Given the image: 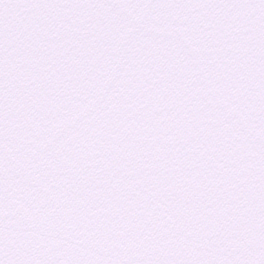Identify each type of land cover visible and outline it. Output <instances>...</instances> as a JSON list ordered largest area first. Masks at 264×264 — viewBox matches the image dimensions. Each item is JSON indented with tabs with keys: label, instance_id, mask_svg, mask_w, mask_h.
I'll use <instances>...</instances> for the list:
<instances>
[{
	"label": "snow or ice",
	"instance_id": "1",
	"mask_svg": "<svg viewBox=\"0 0 264 264\" xmlns=\"http://www.w3.org/2000/svg\"><path fill=\"white\" fill-rule=\"evenodd\" d=\"M0 264H264V0H0Z\"/></svg>",
	"mask_w": 264,
	"mask_h": 264
}]
</instances>
